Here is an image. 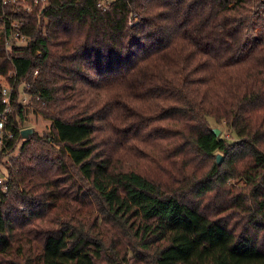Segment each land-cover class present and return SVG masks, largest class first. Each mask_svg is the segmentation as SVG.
I'll return each instance as SVG.
<instances>
[{
  "label": "trees",
  "instance_id": "16d2710c",
  "mask_svg": "<svg viewBox=\"0 0 264 264\" xmlns=\"http://www.w3.org/2000/svg\"><path fill=\"white\" fill-rule=\"evenodd\" d=\"M48 1L0 40L51 121L11 117L0 264H264V0Z\"/></svg>",
  "mask_w": 264,
  "mask_h": 264
},
{
  "label": "built area",
  "instance_id": "2783aa9c",
  "mask_svg": "<svg viewBox=\"0 0 264 264\" xmlns=\"http://www.w3.org/2000/svg\"><path fill=\"white\" fill-rule=\"evenodd\" d=\"M115 0H101L98 7L106 11ZM3 5L11 6V14L0 15V40H4L5 51L8 58L12 61V52L14 48L26 47L29 43V35L21 31L28 25L21 14H33L38 10L37 20L41 23L43 15L49 6L48 0H2ZM38 75V72L35 73ZM18 87V88H17ZM29 85L19 84L17 71L12 68L7 74L0 73V169H6V175L0 176V190L5 193L7 190L8 166L17 156V150H20V144H13L16 134L11 128V117L16 112V108L30 109L32 96L29 94ZM38 99V98H37Z\"/></svg>",
  "mask_w": 264,
  "mask_h": 264
},
{
  "label": "rangeland",
  "instance_id": "374dc122",
  "mask_svg": "<svg viewBox=\"0 0 264 264\" xmlns=\"http://www.w3.org/2000/svg\"><path fill=\"white\" fill-rule=\"evenodd\" d=\"M38 24H40V23L38 22ZM24 126L26 127V129L27 128H32V129H34L35 133L43 135V134L49 133L50 128H51V121L45 119L41 114L33 112V108H30L28 110L27 119H26V122H25ZM212 128L214 130L215 129L220 130L221 131L220 135H222L228 141H230V142L234 141L235 137H233V135H232L231 131L229 130V128H227L224 124L218 125V124L212 122ZM18 151H20V150L16 151V153H15L16 156L18 154ZM6 173L7 172H6L5 168H1L0 169V176H5ZM230 186L232 188L242 189V188H245L246 185L244 184L243 181H232L231 180V181L228 182V188ZM220 200H221V196H219L216 201L218 202ZM118 264H122V263H118Z\"/></svg>",
  "mask_w": 264,
  "mask_h": 264
},
{
  "label": "water",
  "instance_id": "95a60500",
  "mask_svg": "<svg viewBox=\"0 0 264 264\" xmlns=\"http://www.w3.org/2000/svg\"><path fill=\"white\" fill-rule=\"evenodd\" d=\"M35 133L34 129L32 128H27V129H24L21 131V137L24 139V140H28L30 138V136H32L33 134ZM214 134L219 137L220 134H221V131L218 130V129H215L214 130ZM222 161H223V156L221 155H217V163L220 165L222 164Z\"/></svg>",
  "mask_w": 264,
  "mask_h": 264
}]
</instances>
